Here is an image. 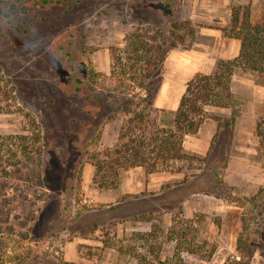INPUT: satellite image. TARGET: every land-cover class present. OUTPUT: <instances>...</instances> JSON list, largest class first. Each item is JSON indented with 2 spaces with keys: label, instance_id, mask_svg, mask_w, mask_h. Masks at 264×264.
<instances>
[{
  "label": "rangeland",
  "instance_id": "1",
  "mask_svg": "<svg viewBox=\"0 0 264 264\" xmlns=\"http://www.w3.org/2000/svg\"><path fill=\"white\" fill-rule=\"evenodd\" d=\"M168 1L173 2L166 14ZM195 1L196 7L193 0H0V68L12 79L17 96L14 111L0 112V142L10 141L20 152L16 158L3 145L0 156V257L23 254L25 260L14 264H144L139 255H146L157 263L178 258L182 264H223L236 255L243 207L235 197L250 195L264 184V147L256 132L264 117V74L246 67L235 70L238 101L226 112L208 111L207 118L218 129L210 159L196 161L202 168L160 169L182 175L157 189L122 193L117 190L123 181L132 175L142 178L143 169L121 167L117 174L106 165L113 161L121 128L132 116L123 105L130 102L140 109L150 96L139 87L137 93L122 91L123 79H146L155 92L151 105L159 109L150 112L158 113L161 125H169L173 111L154 105L169 52L192 46L202 26L226 33L233 6L250 5L252 20H264V0H228L226 23L202 15L191 18L195 12L229 13L227 7ZM184 20L191 21V29L179 28L185 35L179 41L171 24ZM137 29L146 38L157 34L156 42L168 53L150 78L144 76L150 65H131L127 57V38ZM173 40L179 42L175 47ZM234 115L230 127H219V120ZM28 142L40 144L41 158L21 154ZM100 158L106 166L102 170ZM16 161L25 173H18ZM143 167L148 177L156 172ZM214 169L224 171L225 192L213 187ZM188 225V237L171 231ZM178 238L198 251H181L178 257ZM72 241L78 245H70ZM76 250L78 262L71 261ZM250 264H264V250H257Z\"/></svg>",
  "mask_w": 264,
  "mask_h": 264
},
{
  "label": "trees",
  "instance_id": "2",
  "mask_svg": "<svg viewBox=\"0 0 264 264\" xmlns=\"http://www.w3.org/2000/svg\"><path fill=\"white\" fill-rule=\"evenodd\" d=\"M165 3L164 0H161ZM181 1V0H178ZM168 1L165 4V13L168 14L172 5ZM176 3V2H175ZM191 21H175L172 22V35H177L180 40H184L185 35L180 33L179 28L189 26ZM226 33L232 37H237L241 40V50L238 56L229 59H223L218 63V67L214 73L197 72L187 83L186 90L182 95L178 108L173 111V117L169 125H161L159 121V109L152 107L150 100L154 96L152 90L147 86L146 79H138V83L128 82V79L122 80V91L135 92L137 87L149 91L150 96L148 103L140 109H135L130 102H125L123 105L124 112L131 114L123 124L119 134V145L115 149V156L113 161L109 162V167L117 174L119 168L145 166L148 172L157 171L160 169L171 170H191L196 166V161L206 163L211 155L210 149L207 155L201 156L197 153H190L184 147V141L187 134L197 133L208 116L209 105L220 107H227L234 105L238 100L236 94L232 89V80L235 70L238 67L250 68L254 71L264 74V20L254 22L251 16V6H233L232 26L224 27ZM195 34V31H190ZM159 35H165L162 30H157ZM146 32L137 29L132 32L127 38L126 50L128 52L131 65L135 63H144L150 65L151 70H147L144 74L146 78L154 75V69L160 70V65L165 62L167 52L164 51V44L156 42L157 34H153L146 38ZM172 46H177L179 42L173 40ZM123 55L118 58L121 62ZM133 62V63H132ZM117 64L113 65V73L116 74ZM126 74V70L123 71ZM161 76V72L159 74ZM132 80L137 78L134 74L130 76ZM130 79V78H129ZM138 85V86H137ZM16 87L10 77L5 76L0 68V112H12L16 107L17 96L15 94ZM145 98L144 100H147ZM143 103L140 102V105ZM150 110L158 113L151 114ZM237 111V110H234ZM236 120V115L231 119L221 121L219 120V127H230ZM33 122L36 124V120ZM256 132L259 136L260 142L264 147V117L258 121ZM12 136H8L10 138ZM21 137L27 138L25 135ZM40 137L38 136V139ZM217 138V137H216ZM212 144V149L215 147V140ZM37 143V140L35 141ZM11 143L8 140L0 142V156L2 148L9 146ZM4 145V146H3ZM16 158L20 155L18 149L15 150L10 146L7 147ZM31 148V149H30ZM42 147L40 144L32 146L25 144L22 148L21 154L28 153L30 157L32 153L41 158ZM33 155V156H34ZM98 157V155H96ZM226 159V158H225ZM9 161V160H7ZM11 161V160H10ZM9 161V162H10ZM18 161V160H17ZM17 163L16 170L21 174L23 168ZM104 160H98V169L102 170L106 167ZM223 162V167L227 166L226 160ZM202 165V164H201ZM24 172V171H23ZM25 173V172H24ZM28 173V172H27ZM34 173V172H33ZM212 179L214 180L213 187L223 189L226 191L228 183L224 177V171L214 169L212 172ZM30 177V176H27ZM43 177V175H40ZM189 178V177H187ZM43 182L41 178V183ZM107 182L108 186H117L116 181ZM105 185V184H104ZM221 191L218 192L221 195ZM241 201L243 207L241 212L242 228L237 239V253L235 256L228 258L223 264H250L255 256L257 250H264V184L252 194L235 197ZM190 226L184 229L173 227L171 231L174 234H180L184 238L188 237L187 231ZM106 242V241H105ZM184 239L178 238V252L180 256L181 251H188L191 253L197 252L195 247L190 244H185ZM152 250L153 247H152ZM144 259V264H182V259L175 260H160L159 263L152 261L146 255H139ZM23 261L25 258L23 254H16L14 258L8 259L0 257V264H14V261ZM18 263V262H17ZM184 264V263H183Z\"/></svg>",
  "mask_w": 264,
  "mask_h": 264
},
{
  "label": "crops",
  "instance_id": "3",
  "mask_svg": "<svg viewBox=\"0 0 264 264\" xmlns=\"http://www.w3.org/2000/svg\"><path fill=\"white\" fill-rule=\"evenodd\" d=\"M206 4L227 7V12L224 14L195 12L191 14V18H198L202 16L210 18L212 21L226 23L230 19V2L228 0H203ZM200 1H197V4ZM200 4V3H199ZM193 6L196 7V1L193 0ZM194 7V8H195ZM188 16V15H187ZM199 37L195 43L190 47L180 46L173 48L168 55L165 74L158 93L154 99V105L171 111H175L181 101L188 81L199 71L205 73H214L218 67V63L223 59L233 58L239 55L241 50V40L237 37L228 36L221 28L202 26L199 32ZM216 35V36H215ZM218 37L215 41L214 38ZM236 74L232 80V89L235 92ZM236 93V92H235ZM228 107H220L209 105L208 111L226 112ZM216 121L208 117L199 131L194 134H187L184 147L189 152L207 153L212 145V140L217 132ZM143 169L144 174L142 178L128 176L117 191L122 193L128 192H142L143 190L157 189L162 187L165 183L168 184L175 177L182 175V173H175L172 171H156L147 176L143 166H136V169ZM145 175V176H144ZM147 179H149L147 181ZM155 200V199H153ZM156 201V200H155ZM136 229H148L146 226H136ZM141 231V230H140ZM84 241V240H83ZM99 243L101 241L99 240ZM70 245H78V241H72ZM71 261L78 262L80 260V252L76 250Z\"/></svg>",
  "mask_w": 264,
  "mask_h": 264
}]
</instances>
